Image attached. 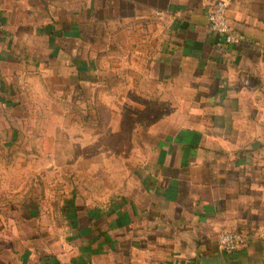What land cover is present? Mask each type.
<instances>
[{
  "label": "crops",
  "instance_id": "0c3cea01",
  "mask_svg": "<svg viewBox=\"0 0 264 264\" xmlns=\"http://www.w3.org/2000/svg\"><path fill=\"white\" fill-rule=\"evenodd\" d=\"M216 1L0 0V144L51 74L161 112L137 191L53 217L0 196V264H264V0H226L235 44L209 29ZM227 230L244 242L219 252Z\"/></svg>",
  "mask_w": 264,
  "mask_h": 264
},
{
  "label": "rangeland",
  "instance_id": "374dc122",
  "mask_svg": "<svg viewBox=\"0 0 264 264\" xmlns=\"http://www.w3.org/2000/svg\"><path fill=\"white\" fill-rule=\"evenodd\" d=\"M73 81L51 74L49 86L35 82L17 95V108L3 111L13 121L2 126L0 196L14 206L37 200L51 217L59 210L68 216L75 203L101 209L137 191L151 166L161 112L123 110L120 94H106L104 78L80 92Z\"/></svg>",
  "mask_w": 264,
  "mask_h": 264
},
{
  "label": "built area",
  "instance_id": "2783aa9c",
  "mask_svg": "<svg viewBox=\"0 0 264 264\" xmlns=\"http://www.w3.org/2000/svg\"><path fill=\"white\" fill-rule=\"evenodd\" d=\"M208 26L211 32L226 44L239 42V37L232 29L228 18V2L217 0L207 15ZM244 242L243 235L238 231H223L218 236L219 252H230L237 250Z\"/></svg>",
  "mask_w": 264,
  "mask_h": 264
},
{
  "label": "water",
  "instance_id": "95a60500",
  "mask_svg": "<svg viewBox=\"0 0 264 264\" xmlns=\"http://www.w3.org/2000/svg\"><path fill=\"white\" fill-rule=\"evenodd\" d=\"M201 264H224L223 256L221 254H217L215 256H202Z\"/></svg>",
  "mask_w": 264,
  "mask_h": 264
}]
</instances>
